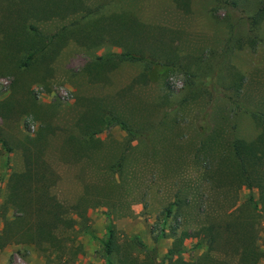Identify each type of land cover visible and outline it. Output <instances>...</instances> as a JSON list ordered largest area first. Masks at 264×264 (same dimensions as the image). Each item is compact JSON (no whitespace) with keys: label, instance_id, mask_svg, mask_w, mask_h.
Instances as JSON below:
<instances>
[{"label":"rangeland","instance_id":"rangeland-1","mask_svg":"<svg viewBox=\"0 0 264 264\" xmlns=\"http://www.w3.org/2000/svg\"><path fill=\"white\" fill-rule=\"evenodd\" d=\"M74 1L88 13L41 24L49 52L0 77V205L41 134L55 222L39 247L1 248L0 264H264V175L249 192L230 152L264 127L248 114L264 115V0ZM129 20L140 61L110 30ZM86 123L97 133L80 143Z\"/></svg>","mask_w":264,"mask_h":264},{"label":"trees","instance_id":"trees-1","mask_svg":"<svg viewBox=\"0 0 264 264\" xmlns=\"http://www.w3.org/2000/svg\"><path fill=\"white\" fill-rule=\"evenodd\" d=\"M78 10L88 13L89 9L74 0H0V77L12 76L15 80L18 73L28 71L34 64H38V60L49 52L53 41V35L43 32L40 25L53 17L61 16L63 12ZM263 17L264 9L254 15L259 20ZM110 30L116 35L115 44L123 48L120 55L122 58L130 61L144 59V51L133 49L129 44V41L135 43L144 38L138 23L133 20L116 22V26ZM109 57L112 55L105 54L98 60ZM92 66L97 65L94 63ZM9 108V104L0 101V115L10 112ZM248 114L255 122H264V115L252 112ZM112 120L130 141L133 140L135 132L131 128L114 117ZM92 128L91 124L84 125L80 143L97 133ZM41 138L40 134L32 139L31 157L25 162L23 171L13 177L0 205V249L11 244L39 247L49 241L54 230L51 170L42 158L41 149L37 147ZM230 152L235 164L234 176L238 182L249 192L260 189L264 175V127L251 141L234 137L230 141ZM120 164L121 158L116 167ZM107 239L112 244L110 230L107 231ZM130 242L138 252L147 256L150 263L154 260V248H147L136 237H132ZM105 264L113 263L106 257Z\"/></svg>","mask_w":264,"mask_h":264}]
</instances>
